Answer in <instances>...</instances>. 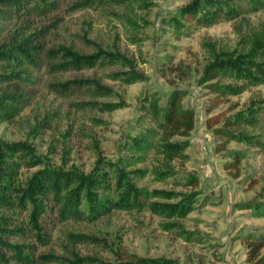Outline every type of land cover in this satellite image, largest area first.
<instances>
[{"label": "rangeland", "instance_id": "obj_1", "mask_svg": "<svg viewBox=\"0 0 264 264\" xmlns=\"http://www.w3.org/2000/svg\"><path fill=\"white\" fill-rule=\"evenodd\" d=\"M57 1L24 18L0 5V264H23L3 241L33 255L28 264H252V241L264 253V81L233 64L251 62L246 26L264 27V0ZM225 1L239 13L205 23ZM33 33L25 47L114 57L55 71L37 47L19 70L2 53ZM253 59L264 69V48ZM74 78L90 82L65 93L48 85ZM17 142L31 150L7 146ZM50 169L92 175L89 195L107 208L44 213L39 239L20 196ZM87 183L85 210L95 203ZM135 189L138 205L120 202Z\"/></svg>", "mask_w": 264, "mask_h": 264}, {"label": "trees", "instance_id": "obj_2", "mask_svg": "<svg viewBox=\"0 0 264 264\" xmlns=\"http://www.w3.org/2000/svg\"><path fill=\"white\" fill-rule=\"evenodd\" d=\"M107 0H79L72 4L74 7H80V6H88L90 4H98V3H105ZM116 3H124L128 0H111ZM220 1V0H218ZM217 1V2H218ZM253 1L255 4L257 2H261L262 0H250ZM57 0H0V5L5 8V10H9L12 14H15V16H19V18L29 17L32 13L37 11L38 9L43 10V12L52 10L53 8H56L58 6ZM226 9H221L218 7V10H213L212 13H207L204 17V22L207 24L214 23L218 21L224 14L226 13L227 17L236 16L239 12L237 9H235L232 5L228 4V2L225 1ZM193 4L191 5V7ZM225 12V13H224ZM236 31H238V28L236 27ZM246 35L249 38V46L244 43L246 52L243 53L242 56L249 58L251 62L247 63V68L242 67L240 64V59H237V62L233 65L239 69H242L245 74H248L249 80H263L264 81V69L257 67V69H252L253 66L257 65L255 59H253V56L256 53V50L258 48L263 49L264 48V27L256 30L251 25L246 26ZM35 36V34H30L27 38L23 40V42H20V46L13 47L14 50H11L10 53H2V56H5L7 58H12L14 61H16V66L20 67L24 63H34L36 59L32 55L31 48H40L41 46L38 44L35 45H28L25 47L24 45L29 43L32 39V37ZM82 38L86 42H91L89 39L86 38V35H83ZM92 43V42H91ZM15 48H18V52L15 51ZM42 48V47H41ZM44 50V56L46 59V64L48 65L49 69L55 70V71H64V70H70V69H80L83 67H90L95 65L99 60H105V59H112L114 57L112 52H105L104 50L99 49L98 51L90 54H82L77 51L72 50L71 48L59 44L55 47H48L46 49L42 48ZM251 56V57H250ZM95 80H93L94 82ZM89 80H86L84 78H74L69 79L65 81H50L48 82V85L54 89L57 92L65 93L72 89H81L83 87H86L88 85ZM97 86H101L99 83H97ZM20 92H17V95H19ZM183 121L187 124V127H191V121L190 117L187 113L184 114ZM9 149L11 150H20L22 148H31L24 144V143H10L7 144ZM17 148V149H12ZM92 175H88L87 177H83L80 174H74V173H68L66 171H61L59 169H50L47 170L41 177H32L26 188L23 189V192L21 193V201L24 199H28L30 203L32 204V213H31V221L35 228H37L36 237L39 239L44 238V235L42 234L41 227L42 223L40 222V217H43L44 213H53L58 218H63L65 216H69L76 219L81 218H93L94 216H97L100 212H104V208L106 207L105 202H102L97 199L96 196L89 195V185L92 179ZM75 180L78 182L77 186L70 187V184L72 182H75ZM87 180V193L90 198H93V202H90L89 209L85 210L80 205V184L85 182ZM91 192V191H90ZM131 193V192H130ZM124 199V200H123ZM122 199V203H125V205L128 206V203L133 205H138L140 198L137 192V189H135V192L133 195L130 196L129 192L127 191L126 195ZM24 206L26 204L22 202ZM152 205H155V203H151ZM163 204V203H159ZM122 205V206H125ZM103 208V209H101ZM4 244L3 247H12L13 254H15V257L20 260V263L28 264L31 261H34L33 255H28L27 253H22L19 251L16 245H11L7 241H3ZM251 249H250V257H248L250 260H252V264H264V253L260 254L259 249L263 245L262 242L252 241L250 243ZM5 247V248H6ZM7 249V248H6ZM53 257L56 258L53 254H39L37 255V259L43 261L44 259H40L42 257ZM0 258L4 259L6 258L5 252H0ZM81 260V256L76 255L75 259L69 260L70 263L72 262H78ZM149 264H157L156 259H153L150 261Z\"/></svg>", "mask_w": 264, "mask_h": 264}]
</instances>
